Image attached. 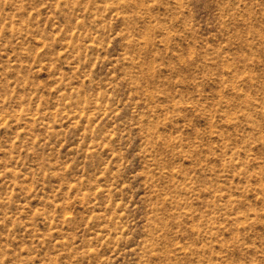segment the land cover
Wrapping results in <instances>:
<instances>
[{
	"label": "rangeland",
	"instance_id": "obj_1",
	"mask_svg": "<svg viewBox=\"0 0 264 264\" xmlns=\"http://www.w3.org/2000/svg\"><path fill=\"white\" fill-rule=\"evenodd\" d=\"M0 264H264V0H0Z\"/></svg>",
	"mask_w": 264,
	"mask_h": 264
}]
</instances>
